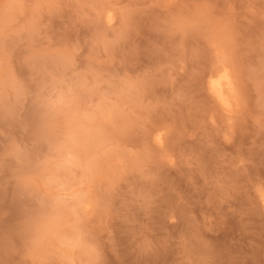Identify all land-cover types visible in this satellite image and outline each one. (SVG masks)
<instances>
[{
	"label": "rangeland",
	"instance_id": "1",
	"mask_svg": "<svg viewBox=\"0 0 264 264\" xmlns=\"http://www.w3.org/2000/svg\"><path fill=\"white\" fill-rule=\"evenodd\" d=\"M263 192L264 0H0V264H264Z\"/></svg>",
	"mask_w": 264,
	"mask_h": 264
},
{
	"label": "bare ground",
	"instance_id": "2",
	"mask_svg": "<svg viewBox=\"0 0 264 264\" xmlns=\"http://www.w3.org/2000/svg\"><path fill=\"white\" fill-rule=\"evenodd\" d=\"M111 17L109 16V19H110ZM108 19V18H107ZM108 19V20H109ZM208 82H209V89L211 90V92L215 95V97H217V99H218V101L222 104V105H224L226 108H229V106H230V104H229V97L227 96V93H226V89H229L230 87H231V80H230V77H229V74H228V72H227V70H225V69H223V68H218V69H216L215 71H213V72H211L210 73V75H209V78H208ZM61 94V93H60ZM59 94V95H60ZM56 99V98H55ZM61 99H63L62 97H59L56 101L57 102H59V101H61ZM63 101V100H62ZM55 102V101H54ZM55 104H56V102H55ZM106 107H107V105L104 107L103 106V104L101 105V106H99L98 108H99V113L100 112H102V113H104V111H106L107 109H106ZM56 108H57V106L56 105H54V111L56 110ZM104 109H106V110H104ZM104 110V111H103ZM45 111V110H44ZM43 111V112H44ZM47 111H50V110H46V113H47ZM108 111V113L109 112H112V111H109V110H107ZM117 111V110H116ZM43 112H41V114L40 115H42V113ZM115 112V111H114ZM50 113V112H49ZM116 114H117V112H115ZM110 114V113H109ZM113 114L111 113V116H112ZM43 116V115H42ZM44 116H45V113H44ZM43 116V117H44ZM46 116H49V115H46ZM110 116V115H109ZM110 116V117H111ZM42 117V119H44ZM45 119H48V117L47 118H45ZM115 119V118H114ZM41 120V119H40ZM45 121V120H44ZM46 121H48V120H46ZM44 122H42V124H43ZM45 125V124H44ZM40 128H41V133L46 137V138H48V139H52V136L53 135H51V129L48 127V126H43L42 127V125L40 126ZM98 128V127H97ZM97 128H95V129H90V130H83L81 127H77V126H75V125H71L70 126V128H69V131L67 132V135H66V137H65V140H64V145H63V147L66 149H64L63 147V149L65 150H63L64 152H68L69 154H72V153H79V152H82V151H86L88 148L90 149V147H94V146H97L99 143H100V141L102 140V138H103V136H104V134H105V132H103V131H105L102 127H99L98 129ZM103 130H102V129ZM52 141V140H51ZM111 152V151H110ZM110 152H108V153H106V152H103L102 154H106V155H102V156H104V157H102V158H104L105 159V156H106V158L108 157V158H112V156H113V153H110ZM72 157H74L73 155H71ZM70 156V158L69 157H67V158H69L68 160H65V161H72L71 159H72V157ZM100 157V158H101ZM66 158V159H67ZM91 156L89 157V160L86 162V167H87V170L89 171V174L90 175H92L96 170V168H97V166H98V164L100 163L99 162V157H97L96 158V156H94V158H91ZM101 158V159H102ZM63 162V163H65L66 164V162ZM102 161V160H101ZM106 161V160H105ZM65 164H64V166H65ZM39 166V165H38ZM37 166V167H38ZM64 166L62 165H60V166H58L59 167V169H60V167L61 168H64ZM37 170H38V168H37ZM42 170H45V167L43 166V165H40L39 166V172L40 171H42ZM50 171V170H49ZM55 171H56V169H55ZM43 172V171H42ZM46 172V171H45ZM48 173V172H47ZM52 174H53V171L51 172ZM51 173H49L48 175H51ZM264 193V192H263ZM263 193H261V202H262V204H263V206H264V194ZM260 195V194H259ZM81 198V197H80ZM63 210L58 206V205H56L54 208H52V210H50V212L49 213H47V214H45L46 216L44 217V218H42V217H40L39 215V217L37 216V217H35L36 218V220L37 219H40V222L41 223H44L45 224V226H43V227H35V230L32 228V226H31V224L33 223L32 221H30L29 219H27V220H29V221H27L26 223H24V225H23V227H22V229H29L30 231H32V230H34V232H35V245H36V248H37V251H36V248H34V250L36 251V252H40L41 250H42V252H45V250H46V244H48V246L50 247V245L51 244H54L53 242L54 241H52V239H51V241L52 242H50V243H47L48 241V239H50L51 237H52V233H53V230L54 229H56V227L60 224V221H59V217L62 215V212ZM39 213H41L40 215H42V212H39ZM33 216H35V215H33ZM34 219V218H33ZM42 219V220H41ZM36 220H34V221H36ZM40 223V224H41ZM20 228V227H19ZM70 229V228H69ZM65 231H67V233L70 231H68V230H64V232ZM80 231V230H79ZM33 232V231H32ZM49 232H52L51 233V235L49 234ZM63 233L65 236H63L64 238H63V240H62V242L63 243H65L66 242V244H68V245H70V246H75V245H78V243L81 241V238L79 237V234H78V232L77 231H72L71 230V232L70 233ZM62 234V233H61ZM80 248V247H79ZM82 248V247H81ZM39 250V251H38ZM48 250H50L49 248H48ZM82 251V250H81ZM84 251V250H83ZM82 251V252H83ZM63 252V251H62ZM80 252V251H79ZM81 254V253H80ZM82 254H84V252L82 253ZM63 256L65 255V254H62ZM67 255H69V253L67 252ZM66 256V255H65Z\"/></svg>",
	"mask_w": 264,
	"mask_h": 264
}]
</instances>
